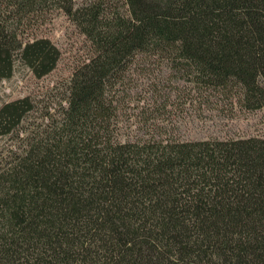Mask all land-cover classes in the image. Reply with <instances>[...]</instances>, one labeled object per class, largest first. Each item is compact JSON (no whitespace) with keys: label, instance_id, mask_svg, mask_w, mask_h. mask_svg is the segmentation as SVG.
I'll list each match as a JSON object with an SVG mask.
<instances>
[{"label":"trees","instance_id":"1","mask_svg":"<svg viewBox=\"0 0 264 264\" xmlns=\"http://www.w3.org/2000/svg\"><path fill=\"white\" fill-rule=\"evenodd\" d=\"M53 11L90 54L0 167V264H264V138L122 139L115 121L148 59L264 109V0H0V78L55 68L57 46L27 32ZM32 108L0 106V135Z\"/></svg>","mask_w":264,"mask_h":264},{"label":"rangeland","instance_id":"2","mask_svg":"<svg viewBox=\"0 0 264 264\" xmlns=\"http://www.w3.org/2000/svg\"><path fill=\"white\" fill-rule=\"evenodd\" d=\"M27 32L48 37L60 57L55 68L42 77L17 62L10 77L0 78V106L28 97L33 107L11 132L0 135V167L21 149L27 133L65 104L73 68L90 54V43L62 12H47ZM117 99L115 121L122 139L264 138L263 108L246 109L237 102L236 92L199 86L165 59L141 61Z\"/></svg>","mask_w":264,"mask_h":264}]
</instances>
